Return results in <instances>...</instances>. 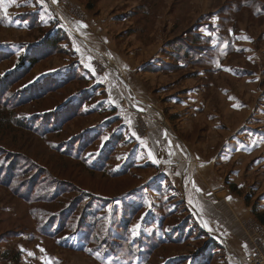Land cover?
I'll return each instance as SVG.
<instances>
[{
  "label": "rangeland",
  "instance_id": "374dc122",
  "mask_svg": "<svg viewBox=\"0 0 264 264\" xmlns=\"http://www.w3.org/2000/svg\"><path fill=\"white\" fill-rule=\"evenodd\" d=\"M247 197L264 207V0H0L2 264L251 262Z\"/></svg>",
  "mask_w": 264,
  "mask_h": 264
},
{
  "label": "crops",
  "instance_id": "0c3cea01",
  "mask_svg": "<svg viewBox=\"0 0 264 264\" xmlns=\"http://www.w3.org/2000/svg\"><path fill=\"white\" fill-rule=\"evenodd\" d=\"M37 1H39V0H37ZM42 3V2H41ZM2 4L3 5H5V3L4 2H2ZM42 5L45 7V5L42 3ZM46 8V7H45ZM48 8V7H47ZM47 8H46V10H47ZM48 11V10H47ZM51 13V12H50ZM52 14V13H51ZM113 72V71H112ZM111 71H110V73L111 74H107V73H104L101 77L102 78H100L99 80L97 79V81H96V84L98 85V84H100V85H104V88L105 89H107V91H108V87L110 86L111 87V92H112V96H113V101L110 99V101H111V103L114 105V106H117L116 104H119L120 102H119V100L118 99H121V98H123V100L125 99V100H128V94L127 93H124V91H123V87L120 85V84H118L117 83V81L118 80H116V78H115V75H114V73H112ZM133 81V80H132ZM133 84H134V82H133ZM118 86H119V88L122 90V91H119L118 90ZM134 87H136V85L134 84ZM133 87V90L134 91H136V92H138L137 90H140V89H138V88H134ZM139 94L140 95H143L144 96V98H145V100L147 101V100H149L148 102H150V99H149V95H148V91H147V89H145V91H142V92H139ZM144 104V103H143ZM145 105V104H144ZM260 207V206H259ZM264 209V207L262 206L261 207V210H263ZM23 248H20V250H19V252L20 253H22L23 252V250H22ZM6 250H3L2 252L4 253ZM256 253H260L259 251H257ZM257 255V254H256ZM237 260V263L236 264H251V262L249 261V259L248 260H241V258H237L236 259ZM0 264H2V261H0Z\"/></svg>",
  "mask_w": 264,
  "mask_h": 264
},
{
  "label": "trees",
  "instance_id": "16d2710c",
  "mask_svg": "<svg viewBox=\"0 0 264 264\" xmlns=\"http://www.w3.org/2000/svg\"><path fill=\"white\" fill-rule=\"evenodd\" d=\"M51 43L52 42H50V41L48 42V44H51ZM38 59H36V60L34 59L32 62L29 61L28 62L29 63V68L33 67V65L37 62ZM22 68L25 69L24 66ZM92 166H95V165H92ZM227 186L229 187V189L231 190V192L233 194H239L240 193L238 188H237V186L230 185V184H227ZM250 202H251V199L249 197H247L245 203L247 204L248 207H251L252 215H253L254 219L264 229V209L261 210V208L259 206H257V205L256 206H250Z\"/></svg>",
  "mask_w": 264,
  "mask_h": 264
},
{
  "label": "built area",
  "instance_id": "2783aa9c",
  "mask_svg": "<svg viewBox=\"0 0 264 264\" xmlns=\"http://www.w3.org/2000/svg\"><path fill=\"white\" fill-rule=\"evenodd\" d=\"M251 264H264V254L258 253L252 257Z\"/></svg>",
  "mask_w": 264,
  "mask_h": 264
},
{
  "label": "snow or ice",
  "instance_id": "6c2138e0",
  "mask_svg": "<svg viewBox=\"0 0 264 264\" xmlns=\"http://www.w3.org/2000/svg\"><path fill=\"white\" fill-rule=\"evenodd\" d=\"M138 227V226H137Z\"/></svg>",
  "mask_w": 264,
  "mask_h": 264
}]
</instances>
